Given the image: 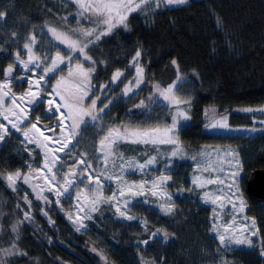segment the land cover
<instances>
[{
	"label": "trees",
	"instance_id": "16d2710c",
	"mask_svg": "<svg viewBox=\"0 0 264 264\" xmlns=\"http://www.w3.org/2000/svg\"><path fill=\"white\" fill-rule=\"evenodd\" d=\"M11 5V16L32 28L52 27L78 38L71 23L75 9L67 0H0V9ZM126 23V28L118 27L101 42L79 35V40L92 44V71L98 85L110 84L115 71L127 70L136 52H141L140 64L145 70L142 93L148 107L136 114L131 109L140 100L126 105L116 102L109 115L118 120L140 118L150 109L155 85L165 88L180 73L194 76L196 90L190 99V122L181 128L179 139L192 154H198L203 145L240 148L247 172L242 180L246 214L256 221L264 242V202L253 199L246 189L250 172L264 168V137L206 130L211 112L217 117L229 115L233 126L250 125L251 117L234 109L264 105V0H189L176 7L149 4L131 14ZM0 66L4 67L1 61ZM43 103L38 106L40 113ZM27 169V160L11 142L1 145L0 174L7 176ZM188 171L184 167L171 175L173 181L181 179L190 189ZM18 195L6 180L0 179V248L8 249L15 243L26 253L7 257L5 264H146L148 260L156 264L218 263L221 248L211 234L212 209L193 198H176V210L171 216L140 204L138 213L163 237L141 245L139 241L145 238L146 230L139 222L106 219L112 231L97 236L95 226L77 231L55 205L49 208L50 220L35 209L32 220L26 221ZM17 221L21 223L13 233L11 229ZM254 244L250 248H227L224 256L232 264H264V256Z\"/></svg>",
	"mask_w": 264,
	"mask_h": 264
},
{
	"label": "rangeland",
	"instance_id": "374dc122",
	"mask_svg": "<svg viewBox=\"0 0 264 264\" xmlns=\"http://www.w3.org/2000/svg\"><path fill=\"white\" fill-rule=\"evenodd\" d=\"M67 1L75 9L73 10L74 14L71 23L73 24V29H76L75 33L78 35V38L74 39L71 35L56 29L58 33H62L68 38L77 41L80 46L86 44L79 40L81 30L94 31L95 34L90 37L92 42H101L102 39L108 36L103 35L99 40H96L95 36L105 31L102 22L88 17L87 13L80 15L81 9L74 0ZM83 2L88 3L89 0H83ZM111 2L118 6L120 0H111ZM188 2L189 0L185 4ZM160 5L166 4L160 3ZM176 6L180 5H172L169 7ZM0 11L5 13L4 18L0 19V61L4 64L3 68L12 65L11 67L14 70L12 76L9 78H5L4 74H2L0 83H7L10 80V83H7V88L4 91H10L15 94V103H13V98L10 95L5 96L3 101L0 102V124L8 128V134L5 136L4 141L0 142V147L5 142H11L16 152L28 162V169L20 172L22 174L35 173L34 176H30V182L28 184L17 181L15 191L9 187L12 192H19V203H21L24 213H30L31 220L33 218L31 213L35 209H38L44 217L50 220L49 208L55 205L76 229L81 223L84 227H81L80 231H85L95 226V235L97 236H100L102 232L112 231L113 228L105 222L106 219L114 218L117 221H125L128 223L139 222L146 230L145 238L140 240L139 243L146 245L143 241L155 238L162 239L163 237L146 218L138 213L141 205L156 209L163 215L171 216L176 210L174 205L176 198L189 197L211 207V234L216 237L218 242L219 236L225 234V229H227L226 238L230 236L233 239H246L248 237V230L253 227L251 221L254 219L246 214L247 206L242 180L247 175V172L242 166V169L233 177L232 172L236 170L229 165V157L227 155L229 152H237L242 161L239 147L232 145H203L198 154L190 153L179 139L181 128L190 122V119H188L187 121H181L178 135L172 137L179 141L181 149L179 155H171V152L174 150V146L171 144H160L159 142L156 144L124 143L119 145L118 150L113 149V156L120 157L122 155L125 160L134 159L137 164H144L145 160L152 156H155L157 161L155 164L149 165L143 170L135 166L129 168L127 164L124 165V171H121L119 167L113 168L112 158L106 157L105 152L101 151L100 148V140L106 135L107 129L120 128L123 130L122 126L140 131L157 129L158 131L155 135L150 138H154L157 141L166 139L165 130L171 126V117L177 111L176 106L163 101L157 95L153 96L150 109L144 116L134 119L123 118L120 120L112 118L109 112L116 102H121L125 105L132 100L145 102V96L142 93L145 85V70L140 64V58L138 64H133L132 59L130 67L127 70H117L122 72L123 76L115 83L111 79L110 84L103 83L98 85L94 80L92 71V67L94 66L91 63L93 62L91 57L92 44H87V47L82 52L78 49L70 50L66 44L61 43L52 36L49 31V28L52 27H45L43 30L30 27L25 21L15 18V15L11 16L14 13L12 5L9 7L5 6ZM113 11H120V9L116 7ZM131 14L127 16V19ZM77 22L79 24L75 25ZM120 26L122 25L114 27L112 31ZM13 33H15V36H13ZM33 35L35 36L34 46L28 40V37ZM25 43H29L30 47H32L33 56L40 58V68L29 65L28 69H24L15 59L16 53H19L21 60L28 59V51L24 48ZM69 57H71L70 61L68 59ZM88 57L91 59H87ZM61 58L64 59V63H60ZM53 59L57 60L59 68L54 73H49L48 76H45L44 80L40 82L39 87L36 85L32 86V94L36 95L38 100L44 101L43 113H40L41 108L38 107L40 103L33 105L29 103L30 96H25L23 99H20V97L29 88L28 79L39 80L43 75L42 69L53 66L51 63ZM137 67L143 70L144 82L140 84L139 88H135L134 83L129 84L130 81H134L137 75ZM81 71L88 73L87 79L84 78ZM170 85L174 86L173 93L179 100L189 102L187 106L181 105V110L186 111L190 117V99L196 90V79L194 76L180 73L176 80L161 89H166ZM101 86L106 87L102 88ZM126 86L133 87L134 91L125 95L123 89ZM57 92L59 95H56ZM84 93H87V95L85 96ZM61 96L64 98L63 100L60 99ZM93 99L96 100L94 110L99 114L101 119L91 121L89 117L85 116L84 120L87 121V124L80 125L77 130V135L72 137L69 128V110L72 111L73 117H76L81 110H90L93 108L91 103ZM49 100L53 101V110L56 109L57 105L60 106L58 112L48 111L49 105L47 101ZM105 104L108 105L107 108H104ZM17 105L19 108L16 107ZM101 108H104L103 112L99 111ZM249 108L255 109V111H244V109ZM19 109H24L28 116V119L24 120L23 123L20 122ZM210 109H215V107H211ZM259 109H264V105L257 107L240 106L235 108L234 112L243 111L251 117L250 125L240 126L231 125L229 115L217 117L215 112H211L208 118L210 123L206 130L210 133L225 135H244L253 138L264 137V111H260ZM60 113H64V115L61 116ZM225 116L227 117L228 129L211 127L216 120ZM5 117H7V120ZM36 117H39L38 123ZM9 120L18 124L20 130L17 131L12 128L8 123ZM32 124H36L35 129L32 128ZM62 129L67 135H65L64 139L57 142V138L62 134ZM25 132L28 133V138L39 139L47 143L49 149L54 152L64 144L68 145L63 151L57 152L61 158L60 163L64 167L57 173L55 179L60 181V183L54 187L56 189L68 187L71 193L70 198L67 195H62L57 203L56 193L48 191L50 185L45 180V176L49 180L51 176L46 171H41L44 165V150L38 147L36 143H28V140L24 136ZM46 137H51V140H46ZM80 160L90 161L91 169L95 170L92 181L80 183L77 179L74 186L69 187L67 183L61 180V174H68V179L72 180L73 177L69 173V170H72L79 177L81 171ZM120 163L121 161L117 159L116 164ZM57 167H59V164ZM177 167L178 169H183L184 167L189 168L188 180L190 182V189H187L183 185L184 182L181 179H176V182L173 181L175 179L171 175V172L178 170ZM53 171H56V169L53 168ZM96 175L101 176L102 187L96 185ZM116 175L119 176V180L104 179L106 176ZM169 176L171 177L170 180L161 179L162 177ZM215 179L223 180L224 183H207V181ZM194 181L203 183L205 186L203 188L198 187ZM33 186H36L37 190L44 189L41 195L47 201L52 202L46 203L45 199L38 200L36 198L37 193L33 191ZM121 191L123 192L122 196L120 195ZM205 192L209 193V197L204 196ZM25 196H27L28 201H31L30 208L25 203ZM217 196L219 199H217ZM213 201L215 202L213 203ZM241 201H243L242 211ZM125 202L127 203L125 204ZM139 205L140 207H138ZM117 208L120 209L119 212ZM166 208H171L172 211L165 212L163 209ZM121 212L124 213V216L120 215ZM128 216L135 217L136 219L128 220ZM214 228L216 231H213ZM255 228L258 230L256 221ZM154 233L156 235H153ZM251 239L253 240L254 247L256 237H251ZM219 245L221 249L218 250L219 256L217 264H232L224 256V250L227 248H250L236 244L224 246L220 242ZM146 264L156 263L153 260H148Z\"/></svg>",
	"mask_w": 264,
	"mask_h": 264
},
{
	"label": "snow or ice",
	"instance_id": "6c2138e0",
	"mask_svg": "<svg viewBox=\"0 0 264 264\" xmlns=\"http://www.w3.org/2000/svg\"><path fill=\"white\" fill-rule=\"evenodd\" d=\"M74 2L79 6V8L81 9L80 15H85L86 13L89 14L92 17H95L97 20L102 22V26L104 27L105 31L100 32L98 35L95 36L96 40H99L101 36L103 35H108L112 32L113 28L118 26V25H122L123 27H127V16L129 14H131L132 12L136 11V10H143V8L149 4L152 5H156L157 7L160 6V3H164L168 6H172V5H181V4H185L187 2V0H139V2H137V0H120L119 5H115L111 2V0H94V2H92V0H89L88 3L83 2V0H74ZM119 7L120 11H113L114 8ZM5 16V13L0 11V19H3ZM49 31L51 32L52 36L55 37L58 41H60L63 44H66L68 46V48L70 50H79V51H83V49L85 47H87V44H84L83 46H80L77 41L72 40L70 38H68L67 36H65L62 33H58L57 30L55 28H49ZM80 34L84 37V38H90L92 37L95 33L94 31L91 30H81ZM13 36H15V33H13ZM29 42L32 44V46H34L35 44V36H29L28 37ZM91 42V41H89ZM24 48L27 49L28 51V59L27 60H21L19 57V53L15 54V59L18 61V63L24 68V69H28L29 65H34L35 68H40L41 67V61L39 57H35L32 54V47H30L29 43H25L24 44ZM141 56V52L137 51L135 54V57L133 58V64H138L139 62V58ZM69 61L71 60V57L68 58ZM87 59H91L90 57H88ZM64 59L61 58L60 59V63H64ZM52 63V67H48V68H43V75L40 77L39 80H32L31 78L28 79V84H29V88L27 90V92H25L24 94L21 95L20 99H23L25 96H30L29 99V103L30 104H37V103H42L44 102L43 100H38L36 95L32 94V86L36 85L37 87H39L40 82L42 80H44L45 76H48L49 73H54L58 68H59V64L57 63L56 59H53L51 61ZM173 64H176L175 61H173ZM94 71V69H93ZM12 72H13V68L11 66H9L7 69L4 70V76L5 78H9L12 76ZM136 77L134 78V81H130L129 84H133L135 88H139L140 84L143 83V70L139 67L136 68ZM81 74L84 76L85 79L88 78V73H84L81 71ZM123 76L122 72L117 71L116 73L113 74L112 77V82L115 83L116 81H118L120 79V77ZM179 79V78H178ZM7 83H10V80L7 81ZM7 83H0V102L3 101V98L5 96H12L13 98V103H15V94L11 93L10 91H4V89L7 88ZM46 83V82H45ZM102 88L106 87V86H101ZM155 92L152 94V96H159L160 98H162L163 101L168 102L169 104L175 105L177 108V111L175 113V115H173L171 117V126L168 127L165 130V135H166V139H161L159 141H157L154 138H150L153 137L155 135V133L158 131L157 129H153L151 131H140V130H132L129 129L127 126H122L121 130L120 128H109L107 129L106 135L103 137V139L100 140V148L101 151L105 152V156L106 157H111L113 160V168L119 167L121 169V171H124V165L127 164L129 168H132L133 166H135L136 168H139L141 170H143L144 168L148 167L149 165L155 164L157 161V158L155 156L152 157H148L145 160L144 164H137L134 159H128L125 160V158L121 155L120 157H115L113 156V149H117L119 148V145L124 144V143H132V144H156L157 142H159L160 144H171L174 146V150L171 152L172 156H177L180 154V144L179 141L177 139H173V136L178 135L179 132V127L181 125V121H187L188 119H190V117L187 115V112L184 110H181V105H188V101H182L179 100L173 93V85H170L168 88L166 89H161V87L159 85H155ZM134 91L133 87L130 86H126L123 89V92L125 95L131 93ZM56 95H59V93L57 92ZM84 95L86 96L87 93H84ZM152 96L149 97V100L152 99ZM61 100H63L64 98L61 96L60 97ZM49 107H48V111L49 112H53L59 111V105H57L56 109L53 110L52 108V104L53 101L49 100L47 101ZM93 108L90 110H81L76 117H73V113L71 110H69L68 112V118L70 120V135L72 137H75L77 135V130L79 129L80 125L87 124V121L84 120V117L87 116L90 118L91 121H98L99 119H101V117L99 116L98 113L95 112V104H96V100L93 99L91 101ZM65 107H68L67 105H64ZM17 108H19V106H16ZM108 105L105 104L104 108H107ZM136 108H147L148 105L145 104L144 101H141L139 104L135 105ZM104 108H101L99 111L103 112ZM260 111H264V109H259ZM244 111H255V109H244ZM60 115H64V113H60ZM19 118H20V122L23 123L24 120L28 119V116L25 112L24 109H19ZM5 119L7 120V117H5ZM36 121L37 123L39 122V117H36ZM227 117H222L219 120H216V122L214 124L211 125L212 128H225L228 129V124H227ZM8 123L11 125L12 128L16 129L17 131L20 130L18 124L13 123L12 121H8ZM32 128L35 129L36 128V124H32ZM38 130V129H37ZM255 130V129H253ZM8 134V128L3 125L0 124V142L4 141L5 136ZM41 135H43V133H41ZM65 134L63 129H62V134L60 137L57 138V142H59V140L64 139ZM25 138L28 140V143H36V145L38 147H40L41 149L44 150V165L41 171H46L48 174H50L51 179L49 180L47 176H45V180L48 181L50 187L48 188L49 192H55L56 193V202H59V198L62 195H67L69 198L71 197V193L69 192V188L68 187H64V188H60V189H56L54 186L56 184H59L60 181L56 180L55 177L57 175L58 172H60V169L64 167L63 164L60 163V156L57 154V152L63 151L64 148H67L68 145L64 144L60 149H57L55 152L52 151L51 149H49V146L47 143H44L42 141H40L39 139H31L28 138V133L25 132L24 133ZM46 140H51V137H46ZM78 142V141H77ZM106 150V151H105ZM229 159H228V163L231 167H233L236 171L232 172V176L235 177L237 175V173L242 169V161L239 158V154L237 152H229L227 153ZM119 159L121 161L120 164H116V160ZM59 164V167H57V165ZM79 164L81 165V171L79 173V177H77V174L75 172H73L72 170H69V173L71 174V176L73 177L72 180L68 179V174H61V180H63L65 183L68 184L69 187H73L76 180L78 179L80 183H83L85 181H92L93 178V173L95 172L94 169H91V163L90 161L87 160H80ZM51 165V166H49ZM29 167H31L29 165ZM53 168L56 169V171H53ZM35 173H29V174H22L19 170L16 171L15 173H9L7 176H3L2 174H0V179L2 180H6L8 186L15 191L16 190V185H17V181H22V183L24 184H28L30 182L29 178L30 176H34ZM105 180H119V176H106L104 177ZM162 180H170L171 177H162ZM95 183L97 186H101V176L100 175H96V179H95ZM194 183H197V181H194ZM208 184H216V183H220L223 184L224 181L223 180H209L207 181ZM198 187L203 188L205 185L203 183H197ZM234 186V185H232ZM33 191L37 193L36 198L38 200L40 199H45L46 203H51L52 201H47L45 197H43L41 195V193L44 191V189H39L37 190L36 186H33ZM115 195V194H114ZM120 195H123V192H120ZM205 197H209V193L205 192L204 193ZM217 199H219V197L217 196ZM107 202H112V201H107ZM215 201H213L214 203ZM25 203L29 206L31 205V201L27 200V196H25ZM127 202H125L126 204ZM233 207H235V205H233ZM165 212H171L172 209L171 208H166L163 209ZM243 210V201H241V211ZM117 211L119 212L120 209L117 208ZM24 220L29 221L31 220V216L30 213L25 212L24 214ZM46 215V213H45ZM121 216H124V213L121 212L120 213ZM128 220H133L136 219L135 217L132 216H128L127 217ZM21 223V221H17V224L12 226L11 231L13 233H16L18 231V225ZM253 227L251 229L248 230V237L246 239H233L232 237H227L226 238V232L227 229H225V234H221L219 236V242L221 245L224 246H231L233 244L236 245H243V246H247V247H253V240L251 239V237H256V246L259 248L260 254L261 256H264V242H262L260 240V237L258 235V230L255 228V221L252 220L251 221ZM81 227H84V225L81 223L79 225V227H77V231L80 230ZM213 231H216V229L214 228ZM157 232H159V230H157ZM153 235H156V233H154ZM165 239H167V235L164 234ZM143 243L147 244L148 241H143ZM95 251V249H94ZM13 255H20V256H25L26 253L21 252L15 245V243L12 244L11 248L8 249H2L0 248V264H5V259L7 257L13 256ZM106 264H108V262H106Z\"/></svg>",
	"mask_w": 264,
	"mask_h": 264
},
{
	"label": "water",
	"instance_id": "95a60500",
	"mask_svg": "<svg viewBox=\"0 0 264 264\" xmlns=\"http://www.w3.org/2000/svg\"><path fill=\"white\" fill-rule=\"evenodd\" d=\"M88 17L97 20L95 17L87 14ZM1 76V70H0ZM146 108H132L131 112L140 114L145 111ZM247 192L255 200L264 202V168L256 169L250 172L247 180Z\"/></svg>",
	"mask_w": 264,
	"mask_h": 264
},
{
	"label": "flooded vegetation",
	"instance_id": "af4514ba",
	"mask_svg": "<svg viewBox=\"0 0 264 264\" xmlns=\"http://www.w3.org/2000/svg\"><path fill=\"white\" fill-rule=\"evenodd\" d=\"M8 67H9V66H7V67H5V68L7 69ZM5 68H2V66H0V69H1V75L4 74V72H2V71H4ZM12 68H13V67H12ZM13 71H14V70H13Z\"/></svg>",
	"mask_w": 264,
	"mask_h": 264
}]
</instances>
